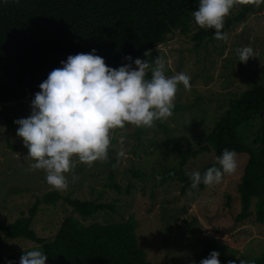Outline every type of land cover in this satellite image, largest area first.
Returning a JSON list of instances; mask_svg holds the SVG:
<instances>
[{"label": "rangeland", "instance_id": "rangeland-1", "mask_svg": "<svg viewBox=\"0 0 264 264\" xmlns=\"http://www.w3.org/2000/svg\"><path fill=\"white\" fill-rule=\"evenodd\" d=\"M249 5L251 12L245 22L226 31L227 41L197 45L193 37L199 26L192 20L191 34L170 37L155 47L157 58L160 56L165 63V75L184 72L191 78V89L178 85L173 115L166 121H157L151 128L126 124L112 130L108 158L90 167L78 162L66 173V191L52 189L43 170L30 168L31 162L25 159L28 150L17 136L18 126L7 132L5 119L0 118V222L11 223L26 216L37 199L56 192L113 205L114 211L99 212L82 221L86 225L128 223L136 247L153 264H199L206 251H217L220 264L255 261L264 254V224L254 220V208L249 219L235 221L241 211L238 189L248 154H237L236 172L225 174L219 184L206 190L190 188L183 192L175 178L162 173L179 166L183 158L180 151L190 156L184 166L189 173L201 172L214 162L213 152L194 157L191 153L206 144L209 132L234 95L253 86L264 87V4ZM240 11L234 6L225 20ZM244 46L252 47L255 57L240 63L236 49ZM31 101H13L3 109L14 118L23 117L31 112ZM238 133L253 152L262 149L264 114L242 126ZM122 148L125 156L117 159ZM157 176L161 179L157 180ZM111 179L121 186V192L110 187ZM128 186L130 193L126 192ZM70 216L79 217L64 200L42 205L32 229L38 237L50 241ZM210 220L216 228H230L231 232L212 233ZM34 249L43 251L41 245L31 241L1 236L0 255L13 264H19L24 250Z\"/></svg>", "mask_w": 264, "mask_h": 264}, {"label": "trees", "instance_id": "trees-1", "mask_svg": "<svg viewBox=\"0 0 264 264\" xmlns=\"http://www.w3.org/2000/svg\"><path fill=\"white\" fill-rule=\"evenodd\" d=\"M250 3L264 4V0H242L237 4L241 11L224 21L223 32L245 22L251 12ZM197 9L198 0H8L0 4V118L5 119L7 132L18 126L15 120L28 117L31 112L14 118L4 111V105L34 99L40 91L39 85L53 69L61 67V61H66L69 55L90 53L95 49L107 66L118 68L128 63L125 57L141 59L150 50L147 60L154 64L155 47L170 37L192 33V12ZM214 31L199 27L193 39L197 45L214 41ZM150 76L149 71L148 78ZM263 114V86H253L234 95L209 132L206 144L191 153L193 157L214 153L215 161L201 173L209 167H219L217 157L225 149L249 155L239 182L241 211L235 216L236 223L249 219L254 208V220L264 224V147L253 152L238 133L242 126L250 125ZM180 154L183 158L179 166L166 168L162 173L175 178L185 192L191 188L189 172L184 168L190 156L182 151ZM110 187L121 192V186L113 179ZM130 188L128 186L127 193ZM207 188L201 184L197 189ZM60 200L72 207L79 217L65 218L56 236L46 241L37 236L32 224L42 205H53ZM106 210L114 211V206L50 192L37 199L26 216L11 223L0 222V239L5 236L41 245L49 264H153L136 247L128 223L86 225L82 221ZM209 254L206 251L204 258ZM7 261L11 260L0 255V264ZM254 264H264V254Z\"/></svg>", "mask_w": 264, "mask_h": 264}, {"label": "clouds", "instance_id": "clouds-1", "mask_svg": "<svg viewBox=\"0 0 264 264\" xmlns=\"http://www.w3.org/2000/svg\"><path fill=\"white\" fill-rule=\"evenodd\" d=\"M241 2L198 0V9L192 16L200 28L214 29L216 40L227 41L228 33L222 31L225 17ZM5 3L8 0H0V4ZM236 54L240 63L255 57L250 46L236 49ZM144 55L149 57L151 51ZM125 60L128 63L112 68L95 49L69 55L39 85L40 91L31 101V114L14 121L18 125L17 136L28 150L25 159L31 162L30 168L43 170L52 189L60 192L68 189L66 173L78 162L90 167L94 162L106 160L112 130L122 129L126 124L151 128L157 121H166L173 115L178 85L191 89V78L184 72L165 75V63L160 56L154 64L140 58L133 60L131 56ZM124 156L122 148L117 159ZM217 162L219 167H209L203 173L196 170L187 173L192 189L201 184L208 187L219 184L225 174L235 173L237 153L225 149ZM219 255L212 251L199 264H220ZM47 259L39 249L24 250L19 264H46ZM240 264L254 261L241 260Z\"/></svg>", "mask_w": 264, "mask_h": 264}, {"label": "water", "instance_id": "water-1", "mask_svg": "<svg viewBox=\"0 0 264 264\" xmlns=\"http://www.w3.org/2000/svg\"><path fill=\"white\" fill-rule=\"evenodd\" d=\"M210 224H211V220H210ZM211 228H212V233H223V234H227V233H230L231 232V229L230 228H226V227L225 228H216L215 226L212 225ZM210 236L212 237L213 235H210Z\"/></svg>", "mask_w": 264, "mask_h": 264}]
</instances>
